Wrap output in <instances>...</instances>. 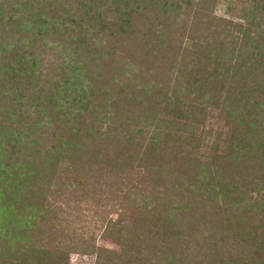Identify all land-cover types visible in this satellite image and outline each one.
I'll return each instance as SVG.
<instances>
[{
    "label": "rangeland",
    "instance_id": "rangeland-1",
    "mask_svg": "<svg viewBox=\"0 0 264 264\" xmlns=\"http://www.w3.org/2000/svg\"><path fill=\"white\" fill-rule=\"evenodd\" d=\"M5 2L6 0H0L3 4L0 12V47L7 41H14L20 48H25L27 46L24 44L33 41L34 53L50 52L51 46L56 43L51 35L39 34V29L27 21L31 8H25L22 2L11 1L10 6ZM35 2L42 5V9H35V12H41L36 20L42 29L40 32L59 30L58 36L65 45L54 52L56 62L49 69V73H53L51 83L41 85L52 89L56 96L65 97V100L69 98V102L63 101L66 110H69V117L65 122H58V119L50 122L46 118L44 121L48 122L47 126L41 127V131L37 133L34 131L38 130H28L33 126L26 121H23L19 135L0 133V161L7 162L6 156L14 148V151L20 152L19 160L22 161L23 168H26L25 161L31 154L39 168L35 173L25 171L21 184L24 186L20 187L19 183L15 191L8 194L10 197H6V202L0 203V264H6V259H12L13 254V258H27L31 264H123L128 257L133 258V264H166L170 261L166 260V256L171 257L173 254L175 256L172 260L176 264H264V168L255 173L256 170L241 156L245 151L224 154L225 151L215 148L208 151L206 147L193 149L181 136L184 133L179 130L184 126L179 123L164 131L162 141L163 146L168 148L169 159L164 158L162 163L156 154L153 157L156 149L153 152L146 149L154 129L153 124L148 123V132L137 133L138 129L146 126L145 123L152 121L151 117L141 115L143 110L137 99L131 117L130 105L126 106L124 102L137 86L140 87L141 81L147 82L155 74L150 71L138 79L133 77V73L139 68L137 63H141L138 56V62L133 60L132 44L128 45L129 42L133 43L131 38L134 34L129 31L121 32L116 23H111L119 16L111 8V1ZM232 2L236 7L241 4L240 0ZM92 3L93 9L101 12L98 21L97 15L92 13L95 11L91 10ZM222 3L215 8L217 15H224L222 8L225 7ZM83 4L91 11L92 17L89 19L95 23V27L80 25V17L82 13H86V6ZM44 5L47 7L44 8ZM82 16L86 17L85 14ZM163 19L153 14L147 25L164 33L167 30L160 23ZM103 22H106V26ZM166 22L173 27V31H169L170 38L182 42L186 40L185 36L190 35V31L181 30V23L169 18ZM55 24L58 26L56 29ZM72 27L76 30H71ZM138 27L142 25L138 24ZM78 36L83 38V46L89 50L95 52L104 48L103 65L101 69L93 70L96 73L102 72L103 77L89 78L86 85H82L83 80L86 82V77L83 79L81 73L78 74L79 63L65 62L70 60L65 52L64 58H59L61 52L67 51L76 59L81 57L78 60L84 65V47L79 49L80 56L76 53L80 46ZM35 39L37 42H34ZM118 47L120 59L110 62L114 54L109 51H115L116 48L118 50ZM224 50L228 57V48ZM215 61L209 58L201 65L206 66L205 71H213ZM176 63H164L163 66L156 67L160 70L168 65L167 71L170 70L168 72L172 81L180 82L181 96L189 91V95L193 97L198 90L196 92L195 87L188 84L187 74L178 73L183 77L175 80L178 67ZM61 64L67 67L66 71L74 66L77 77L72 78L70 73H63ZM87 67L86 71L83 70V75L93 77L95 73L89 72ZM129 67L131 68L128 69ZM224 72L225 70L218 71L223 85L215 88L221 96L218 97V108L214 109L208 103L212 102L211 99L207 102L197 101L198 108L208 106L206 114L201 111L197 114L199 131L207 135L209 127H213L224 132L217 142L212 138L203 142L209 145L220 143L222 149L225 147L229 127L225 120L211 118L210 113L219 115L224 95L229 88L227 79L231 74L226 75ZM164 73L165 68L160 76ZM67 77L73 81L71 86L68 85L69 88L64 86ZM119 78L130 82L128 90L120 91L123 86ZM202 80L205 81L204 77ZM203 84L212 86L207 79ZM206 94H210V90ZM245 94L248 96L247 89ZM161 96L155 101L161 98L163 104L166 103L165 93ZM240 97L241 95L237 96L238 99ZM175 99L176 95H172L169 102L176 103ZM183 99L188 100L186 97ZM172 103L168 112L171 114L176 111L175 114L159 113V118L164 119L167 126V122L186 120L177 116L181 112L175 109L177 103ZM232 105L233 112L242 111L234 102ZM235 112L232 115L235 116ZM240 115L238 118L232 116L231 121H240ZM250 120L257 127L264 124L260 110L253 109ZM1 122L4 121H0V124ZM57 123H61V128L66 130L68 136L63 134L58 137L54 134ZM243 124L244 121L241 125ZM133 128L138 137L128 145L132 140L129 132ZM169 131L172 136L167 134ZM70 136L73 140L69 141ZM16 141L17 147L14 146ZM263 150L259 151L260 154L263 153L262 160ZM4 151L7 153L4 154ZM41 159L45 165L43 169L39 164ZM230 159L238 162L239 168H242L233 170L229 163L225 169L220 166L221 161ZM15 166L18 168L19 163ZM16 194L18 197L14 198ZM2 196L3 193L0 198ZM19 198L22 200L16 201ZM24 201L28 205H16L17 202ZM7 203H12L8 209ZM220 218L226 219L223 223L226 228L222 227L221 222H214ZM119 221L117 226L120 228L115 229L111 224ZM240 222L247 225L234 229ZM14 245L18 246L15 248L18 250L8 251ZM20 246L24 249L19 250ZM130 250L131 253H128ZM39 253H42V258L38 257Z\"/></svg>",
    "mask_w": 264,
    "mask_h": 264
},
{
    "label": "trees",
    "instance_id": "trees-1",
    "mask_svg": "<svg viewBox=\"0 0 264 264\" xmlns=\"http://www.w3.org/2000/svg\"><path fill=\"white\" fill-rule=\"evenodd\" d=\"M11 1L18 3L22 2V5L25 8L30 7L31 12L27 21L29 20L34 28L39 29V34H47L48 36L51 35V39L56 43V45H52L51 50L48 53L47 51L44 53H34L35 47L33 41L24 44L27 46L25 48H20V46H18V44H16L14 41H7L2 44V47H0V121H4L0 124V133L19 135L23 121L30 122L33 126L29 129L28 127L24 128H27L31 131L38 130L34 131V133H37L41 131V127L47 126V121L51 122L53 119L55 121L58 119V122H65L69 117V110L67 111L63 104V101L69 102V98H66L65 100V97L56 96L52 89L49 90L44 85H41L42 83H51L50 77L53 75V73H49V69L50 66L56 62L54 52L60 47L64 48L65 45L62 43V41H60L61 39L58 36L59 30L57 32L50 30H45L42 33L40 32L41 27H39V23L36 20L37 15L41 12H35V9H42V5H38L39 3H36L35 0H6L5 3H8L10 6L11 4L9 3H12ZM110 1V5L112 6L111 8L116 10V12L119 14L116 21L111 23H116L121 32L129 31V33L134 34L131 38L133 43L129 42L128 45L132 44L131 50L133 51V60L138 62L136 58V56H138L140 57L139 59L141 63H137L139 68L133 73V77L138 79L139 76L150 71L154 72L155 74L152 79L149 77L147 81L149 83L146 81H141L139 83L140 87L137 86V89L135 88L132 91V95L124 102L126 106L130 105L131 109H129V111L132 113L131 117L134 114V105L136 106V99L139 100L138 103L140 105V109L143 110L141 115L146 114L149 118L151 117L152 121L145 123L146 126L138 129L137 133L141 134L144 133V131L148 132L149 124H153L152 126H154V129L152 130V134L149 137V145L146 147L147 150H152L149 152H153V149H156L157 152L153 153V157L154 154H156V157H159L158 159L162 163L164 158L169 159V155H167L168 148L163 146L164 142L162 141L164 138V131L166 128H171L173 125L179 123L182 124L181 126H184L183 129H178L184 133L181 136H183V139L186 140L187 143L189 142L188 144L192 146L193 149L197 150L198 148L206 147V151H208L209 149L213 150L215 148L225 151L224 154H231L232 151H245L244 155L242 153L241 156L244 160H246V162L250 163V165L254 168V171L256 170L255 173L263 171V153L260 154L259 151H262L264 148V135H262L264 134V124H261L259 127L252 125L253 122L252 120H250L251 122L249 121V116L251 117L253 109L260 110L262 113V122L264 123V0H240L241 4L238 7H236L235 4L233 5V0ZM223 1L224 3H222ZM221 3L222 6L224 5L225 9L222 8L224 15L220 14V16L216 14L215 8ZM83 6H86V13H82V15L85 14L86 17L81 15L79 22L80 25L82 27H88L89 25H93V27H95V23L91 22L92 20L89 19L92 17V15L90 16L91 11L87 9V5L83 4ZM90 6L92 11L95 10L92 13L97 15L98 21L101 18V12L93 9V3ZM46 7L47 5H44V8ZM2 10L3 4L0 3V12H2ZM183 13L186 14L185 17ZM153 14L154 16H161L162 19L164 18L163 21H160V23L167 31L164 33L163 31L157 32L153 26L149 27L147 25L149 18L152 17ZM167 18L174 22L177 21L181 23V30L184 29L185 31H190L191 36H185L186 40L182 42H180L178 39H173V37L170 38V32L173 31V27L166 22ZM138 24H141L142 27H138ZM103 25L106 26V22H103ZM56 28H58L57 25L54 27V29ZM71 30L76 29L72 27ZM137 31L138 33H136ZM75 38H71V40L76 41ZM77 38L80 41V46L77 47L76 53L78 56H80L79 49L81 50L84 47V41L80 36ZM99 38L101 39V37ZM34 42H37V39H35ZM119 48L120 47H118V50L116 48L115 51H109L110 54H114V57L110 62L117 61V58L118 60L120 59ZM227 48L228 50L226 52L229 51L228 57H226L225 53L223 52L225 51L224 49ZM65 49L67 48L65 47ZM86 50L87 52L85 53ZM103 50L104 48H99L94 52L87 49V47H84V65H81L78 60L81 59V57L76 59L72 56L73 54L67 51L61 52L59 58H64L65 52V55L70 59L65 62H78L79 65H77V67L80 70L78 74L81 73L83 79L86 77V82L84 80L82 82V85H86L87 81H89V78L98 79L97 77L99 76V78L103 77L102 72L96 73L93 71L94 68L101 69L103 65ZM102 58L103 61L101 60ZM209 58L216 60L214 62L216 66L213 71H205L204 69L206 66L201 65L203 62H207V59ZM164 63H168V65L176 63L178 67L176 69L177 75L175 80L177 81L179 80V77H183L181 76L182 74H187L188 84L193 88L195 87V91L197 92L198 90V93L192 97V95H189L190 92L186 91V94L181 96L182 93L180 82L172 81L173 79L169 73L170 70H168L169 72L167 71L168 65L164 67L165 73L160 76V73L164 72V68L162 67L160 70H158L156 66L159 65L161 67ZM87 64H89L88 67L86 66ZM61 65H63L60 66V69L63 73H70L72 78L77 77L73 65L72 69H68L70 72L66 71L67 67L64 64ZM77 67L76 70H78ZM85 67H87V69L89 68V72L95 73L93 77H90L89 75H83V70L86 71ZM130 68L131 67L128 69ZM219 70H225L224 74L226 75L229 73L231 74L227 79L229 88L226 90L224 95L219 115L210 113L211 118L216 117L219 120H225L226 126L229 127L227 136L225 138V147L223 149L220 143L209 145L203 142V140L211 138L217 142L224 133L220 131V128L209 127V131L206 135L202 133V131H199L197 125V114L200 111L206 114V108L208 107L205 105L206 107L203 109L202 107L198 108L197 101L203 100L201 102H207L211 99L212 102L209 101L208 103L213 106L214 109L218 108V97L221 96L215 88L217 85H223L218 77ZM206 72L208 73L205 74ZM178 73L181 75H178ZM201 75H203L204 80L206 81L207 79V82L211 83L212 86L208 87L207 84H203L205 81L202 80L203 77H201ZM121 80L122 79L119 81ZM132 80L133 79L131 78L130 81ZM64 82L65 87H68V85L71 86L73 83V81H70L69 77H67ZM120 83L123 86L120 91L124 92L130 88V82H125L122 80ZM213 88L215 90L211 91ZM245 89L248 90V96L245 94ZM207 90H210V94H206ZM163 92L166 96V103L164 104L161 98L159 100L157 99L158 101H155L156 98H159V96L163 94ZM172 95H176L175 100L177 101V106L175 109L178 112H181L180 115L177 116H180V118H185L186 120L184 122H167L169 123L167 126L165 125L164 119L159 118V113L170 114L168 112V107L171 106V103L173 102H169ZM239 95H241L240 99L237 98ZM69 96L70 93L67 94V97ZM184 97H186L188 100L183 99ZM233 102L242 109L240 113L234 111L236 113L235 116L232 115V113H234L232 110ZM172 112L173 113L170 115L175 114L176 111ZM239 114H241V120L239 121L236 119V121L232 122L231 118H238L237 116ZM45 119L47 121H44ZM242 121H244L243 126L241 125ZM42 122L46 124L42 125ZM229 124L234 125L230 126ZM118 127L119 126L117 125L116 128ZM56 128L57 130L54 131L56 136L62 137L63 134L66 136L69 135L66 133V130L61 128V123H57ZM46 132H48V130ZM129 133L132 140L130 143H128V145H130L132 142L134 143L135 139L137 140L138 137L134 131V128L133 130H130ZM167 134H169V136L173 135L171 131H169ZM68 140L70 141L73 139L70 136ZM17 143L18 142L16 141V144L14 145L15 147L18 146ZM6 153L7 151H4V154ZM165 155L167 156L164 157ZM33 157L34 156L31 154L30 157L26 159V168H23V163L19 160L20 152L14 151V148H12V151H10L9 155L6 156L7 162L4 160L0 161V196L3 193V196L0 198V203L6 202V197L9 196L8 194L14 192L19 183L20 187L24 186L21 184L23 183L22 180L26 174L25 171H28V173H35L39 170L37 162L33 159ZM48 157H51V154L50 156L48 154ZM221 157L225 156L221 155ZM256 158H259V160ZM148 159L150 160V158ZM155 160L156 159L154 158V161ZM221 162L222 163H220V166L223 169L226 168L228 163L232 165L233 170H237L236 168H239V163L233 159ZM251 162L253 163L251 164ZM18 163L19 166L17 168L15 165ZM45 163L48 164V162ZM39 164H41L42 169L43 166L45 167L42 159ZM16 197H18L17 194L14 195V198ZM21 200L22 198H19L16 201ZM33 203L35 204L36 201ZM10 205H12V203H7L6 209L10 208ZM16 205L19 207H24L28 204L24 201L22 203L17 202ZM224 220L226 219L220 218L214 220V222H221L222 227H225L223 224ZM115 221L116 219L113 220V222ZM119 224L120 221L111 225L114 228L116 227L115 229H119L120 227L117 226ZM246 225L247 223L240 222V224H236L233 228H242ZM14 231L16 232L17 229ZM17 247L18 246L15 245L11 246L8 248V251L16 252L18 249L15 248ZM130 248L133 249L132 246ZM23 249L24 248L20 246L19 250ZM123 251H125V249ZM128 253H131V250L128 251ZM12 256L14 257L15 255L13 254ZM173 256H175V254H173L171 257L167 255L166 260H170L169 263L171 264H176L172 260ZM13 257L12 259L10 257L6 259L8 260L6 261V264H31V261L29 260L28 262L27 258L22 259L19 256L15 258ZM38 257L42 258V253H39ZM128 263L133 264L132 257H128L123 262V264Z\"/></svg>",
    "mask_w": 264,
    "mask_h": 264
}]
</instances>
